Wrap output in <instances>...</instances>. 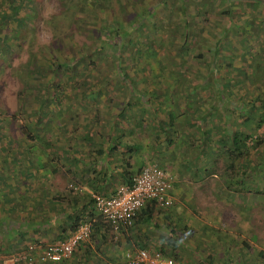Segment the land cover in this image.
Wrapping results in <instances>:
<instances>
[{
	"label": "rangeland",
	"instance_id": "1",
	"mask_svg": "<svg viewBox=\"0 0 264 264\" xmlns=\"http://www.w3.org/2000/svg\"><path fill=\"white\" fill-rule=\"evenodd\" d=\"M104 26L119 38L96 50ZM145 46L148 57L138 51ZM263 52L264 0H0V162H84L106 129L132 126L143 111L163 117L170 104L195 121L198 106L231 109L235 126L249 129L250 146L254 136L264 140ZM239 108L249 114L244 121ZM254 146L250 247L239 259L227 250L221 264H264V141ZM197 231L189 232L193 240Z\"/></svg>",
	"mask_w": 264,
	"mask_h": 264
},
{
	"label": "crops",
	"instance_id": "2",
	"mask_svg": "<svg viewBox=\"0 0 264 264\" xmlns=\"http://www.w3.org/2000/svg\"><path fill=\"white\" fill-rule=\"evenodd\" d=\"M211 103L203 112L198 106V121L178 104L173 108L170 104L172 111L162 110L163 117L143 111L132 126L106 129L107 137L98 136L96 148L87 149L84 162H0V264H9L7 258L28 243L63 238L88 219L92 220L89 239L58 264H126L124 253L135 247L161 250L173 257L174 264H221L227 250L238 253V259L246 257L252 225V161L247 140L239 157L231 152V143L234 132L243 136L250 131L245 122L235 126L231 109ZM213 108H218L220 115L214 114ZM172 113L180 116L171 122ZM248 117L238 111L237 118L244 121ZM159 132L164 137L155 136ZM84 137L96 145L92 138ZM193 145H198L197 149ZM153 159L172 178L171 206L150 205L149 216L143 206L131 227L113 233L93 209L91 194L111 195L118 184L129 183L140 166ZM207 177L206 188L201 183ZM66 182L74 187L67 189ZM257 187L254 191L261 194L262 185ZM153 220L161 227L157 231ZM190 231L198 232V240H193L194 234L189 236ZM226 234L232 235V243ZM210 244L213 247L206 250Z\"/></svg>",
	"mask_w": 264,
	"mask_h": 264
},
{
	"label": "built area",
	"instance_id": "3",
	"mask_svg": "<svg viewBox=\"0 0 264 264\" xmlns=\"http://www.w3.org/2000/svg\"><path fill=\"white\" fill-rule=\"evenodd\" d=\"M171 176L156 162L147 161L130 177L127 184H118L111 195L91 194L93 209L109 224L113 233L132 226L136 214L147 203L158 208L172 204L169 194ZM92 220H82L63 238L45 244L28 243L12 256L23 264H58L70 257L75 248L89 239ZM126 264H174L173 259L158 249L135 247L124 253Z\"/></svg>",
	"mask_w": 264,
	"mask_h": 264
},
{
	"label": "trees",
	"instance_id": "4",
	"mask_svg": "<svg viewBox=\"0 0 264 264\" xmlns=\"http://www.w3.org/2000/svg\"><path fill=\"white\" fill-rule=\"evenodd\" d=\"M11 1H14V0H11ZM96 1V0H95ZM132 23H134V22H132ZM229 23V22H228ZM260 26H262V25H260ZM105 28H106V26H104V29L102 30V33H103V35H102V38L100 39V42H97L96 43V47H95V49L96 50H100V48L103 46V44L104 43H108V44H114L115 43V40L117 39V38H119V36H118V33L116 32H114V31H112V33L113 34H108V36H110V37H108V36H106V31H105ZM238 29L239 30H242V26H240V25H238ZM98 31V30H97ZM121 39V38H120ZM257 39V38H256ZM259 40H260V38H259ZM219 41H220V37H216L215 38V40H214V44H213V52H212V54H211V59H212V62H213V64H215L216 62H217V59H216V57H217V55H218V46L220 47V45H219ZM240 41V43L242 44V45H245V43L243 42L244 40L242 39V40H239ZM244 47V46H243ZM151 48L152 47H149V46H145V48H144V50H138L139 52H141V51H144L145 52V54H143L144 55V57L146 56V57H148L149 55H151ZM187 48V50L189 51V50H191L190 48H188V47H186ZM225 50V49H224ZM264 53V52H263ZM262 57H257V59L258 60H262L263 58H264V55H261ZM257 70H259L258 68H256ZM260 102H261V100H259ZM189 104L191 105L192 104V102H189ZM187 106H188V104H186ZM238 110H240V111H243V110H241V108H239ZM240 114H241V112H240ZM179 115H180V113L178 114V113H172L171 114V119H170V121L172 122V120H174V118L175 119H178V117H179ZM242 115V114H241ZM262 115H263V113H262ZM260 119L262 120V117H260ZM161 126V125H160ZM159 126V127H160ZM194 127V126H193ZM160 130H162L161 129V127H160ZM249 133H244V135L243 136H241L240 135V133H236V132H234L233 134H232V137H233V140H232V145H233V149L231 150V152H233L234 151V153L236 152V154H235V157H239L240 156V154H241V152H239V150H240V148L242 147V145H244V142L246 141V140H248L249 139ZM262 141H264V140H262V138H260V137H257V136H254V138H253V140H252V144L249 146V149L250 148H255V146L254 145H258L260 142H262ZM254 143V144H253ZM46 145L47 146H49V142H46ZM258 166V165H257ZM150 205L152 206L153 204H152V202L150 203H147V204H145V207L147 208V212L149 213V214H147V216H149L150 215V213H151V207H150ZM153 207V206H152ZM146 216V217H147ZM25 248V247H24ZM161 251V250H160ZM162 252V251H161Z\"/></svg>",
	"mask_w": 264,
	"mask_h": 264
}]
</instances>
